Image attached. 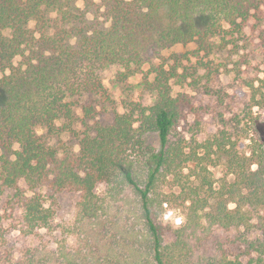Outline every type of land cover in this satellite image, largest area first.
Segmentation results:
<instances>
[{"label": "trees", "instance_id": "1", "mask_svg": "<svg viewBox=\"0 0 264 264\" xmlns=\"http://www.w3.org/2000/svg\"><path fill=\"white\" fill-rule=\"evenodd\" d=\"M263 10L264 0H0V221L16 232L0 226V264H264V150L245 153L224 129L186 150L174 133L186 77L150 62L177 44L236 46ZM115 66L122 85L142 74L150 103L125 96L75 154L51 145L73 132L77 109L84 124L93 117L87 100L113 105L103 72ZM63 192L78 196L68 220L57 219Z\"/></svg>", "mask_w": 264, "mask_h": 264}, {"label": "rangeland", "instance_id": "2", "mask_svg": "<svg viewBox=\"0 0 264 264\" xmlns=\"http://www.w3.org/2000/svg\"><path fill=\"white\" fill-rule=\"evenodd\" d=\"M243 32L245 41L238 42L236 46L229 45L227 41L210 39L208 42L212 44V49L200 43L177 44L155 52L150 58L153 65L161 66L166 71L174 67L177 73L186 77L184 84L174 89V93L185 100L174 133L184 140L186 150L193 141H205L221 129L232 137L239 136L240 145L247 154L255 142L260 143L264 150V109L254 106L257 101H264V10L261 20L249 22ZM148 67V64L144 65L143 71ZM119 71L120 68L115 66L103 72V82L114 99L113 105L107 107L102 106L97 99L87 100L95 108L93 117L84 120V124L82 112L77 109L79 120L73 132L54 136L50 139L51 145L65 144L68 151L75 154L86 130L90 131L96 124H109L115 112L124 111L121 101L125 96L143 104L150 103L149 97L141 91L142 74L130 77L126 85H122L116 81ZM252 94L254 99L251 98ZM2 102L0 93V105ZM146 143L159 148L155 133L147 135ZM3 152L0 147V155ZM210 171L216 183L225 174L222 164L210 168ZM77 197L68 192L57 194L58 220L70 219ZM0 215L4 216L2 206ZM10 223V220L2 219L0 226L8 230V236L13 238L16 232Z\"/></svg>", "mask_w": 264, "mask_h": 264}]
</instances>
